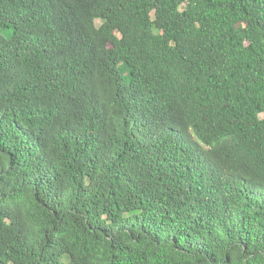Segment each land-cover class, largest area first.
Wrapping results in <instances>:
<instances>
[{
    "label": "trees",
    "instance_id": "16d2710c",
    "mask_svg": "<svg viewBox=\"0 0 264 264\" xmlns=\"http://www.w3.org/2000/svg\"><path fill=\"white\" fill-rule=\"evenodd\" d=\"M0 264H264V0H0Z\"/></svg>",
    "mask_w": 264,
    "mask_h": 264
},
{
    "label": "rangeland",
    "instance_id": "374dc122",
    "mask_svg": "<svg viewBox=\"0 0 264 264\" xmlns=\"http://www.w3.org/2000/svg\"><path fill=\"white\" fill-rule=\"evenodd\" d=\"M101 24V21L100 20H97L96 21V25L99 26ZM123 77L124 78H127V74L126 73H123Z\"/></svg>",
    "mask_w": 264,
    "mask_h": 264
}]
</instances>
